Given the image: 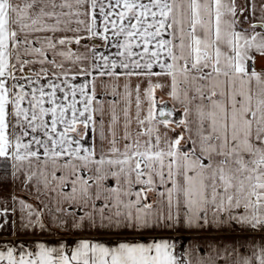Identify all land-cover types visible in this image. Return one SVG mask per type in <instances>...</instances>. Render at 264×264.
<instances>
[{
  "label": "snow or ice",
  "instance_id": "6c2138e0",
  "mask_svg": "<svg viewBox=\"0 0 264 264\" xmlns=\"http://www.w3.org/2000/svg\"><path fill=\"white\" fill-rule=\"evenodd\" d=\"M0 264H264V0H0Z\"/></svg>",
  "mask_w": 264,
  "mask_h": 264
},
{
  "label": "crops",
  "instance_id": "0c3cea01",
  "mask_svg": "<svg viewBox=\"0 0 264 264\" xmlns=\"http://www.w3.org/2000/svg\"><path fill=\"white\" fill-rule=\"evenodd\" d=\"M241 3H243V0H240ZM257 59H259V57H257Z\"/></svg>",
  "mask_w": 264,
  "mask_h": 264
}]
</instances>
